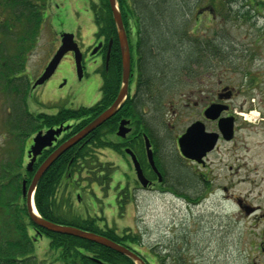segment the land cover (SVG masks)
<instances>
[{
	"label": "rangeland",
	"instance_id": "374dc122",
	"mask_svg": "<svg viewBox=\"0 0 264 264\" xmlns=\"http://www.w3.org/2000/svg\"><path fill=\"white\" fill-rule=\"evenodd\" d=\"M141 1L151 4L150 0ZM92 2L98 0H48L42 32L28 56L26 74L30 85L58 49L62 33H74L81 48L92 44L97 31L89 10ZM170 2L175 9L173 15L179 18L183 2ZM2 11L0 5V15ZM188 16L182 32L190 40L185 35L180 39L182 34L179 38L170 35L162 24L153 28L148 23L151 40L157 42L164 37L171 46L152 49V75L158 76L147 92L148 105L142 112L157 137L158 156L165 163L167 174L179 169L186 173L189 180L182 188L189 190H184V197L179 193L182 196L178 199L155 191L133 192L136 171L127 155L97 150L94 154L99 160L115 166L111 180L100 178L99 173L89 176L85 172L75 176L72 186L70 181H63L57 199L66 209L56 215L66 222L94 219L100 228H113L123 237L133 236L139 243L130 244L150 264H264V18L257 15L252 22L243 23L232 16L207 13L209 21L192 33L194 24ZM198 33L228 45L227 58L222 57L227 60L215 59L212 68L197 66L199 86L183 72L187 65L196 68L190 58H185L194 34ZM128 35L131 44L134 43L136 34L130 31ZM83 71L80 79L72 54H66L53 76L29 92V110L51 113L49 105L57 102L70 108L96 104L101 98V77L96 65L86 63ZM226 86L232 97L221 99L218 95ZM209 90L212 91L208 95ZM207 99L209 103L227 106L223 115L234 117L235 132L230 141L221 139L207 155L205 168H196L178 156L176 137L196 120L203 121L208 131H218L216 122L200 117L201 105H206ZM198 101L199 106H195ZM10 107L5 99H0L1 167L21 154V144L15 143L5 131ZM155 129L159 130L156 134ZM109 138L111 142L115 140ZM31 143L32 138L21 154L25 166ZM239 203L245 205V210L249 207L250 212ZM35 243L38 264H64L57 252L50 251L47 237H39Z\"/></svg>",
	"mask_w": 264,
	"mask_h": 264
},
{
	"label": "trees",
	"instance_id": "16d2710c",
	"mask_svg": "<svg viewBox=\"0 0 264 264\" xmlns=\"http://www.w3.org/2000/svg\"><path fill=\"white\" fill-rule=\"evenodd\" d=\"M0 1L3 3H0L3 7L0 15V99H5L8 105H11L5 131L9 137L15 140V143L21 144L22 154L28 139L38 131L72 120L83 121L78 125H72L69 132L65 134V138H68L110 106L115 100L122 82V57L118 31L109 0L92 2L91 9L94 12L95 23L99 28L98 35L102 34L108 40L111 38L114 40L110 70L102 87L103 97L91 107L63 108L60 112L53 114L31 112L28 106L31 85L26 69L28 56L36 48L42 32L44 10L48 0ZM117 1L127 32L133 33L135 30L136 39L135 44H132V49L134 48L137 55L136 65L139 72V90L134 98L119 109L118 115L126 113L125 116L133 119L137 137L132 143L126 141L117 145L113 141L107 140L106 136L115 132L118 116L105 122L86 138L87 142L80 143L82 144L80 150L76 148L80 144L74 146L43 174L36 189L35 204L40 215L53 223L90 231L132 249L133 246L130 243H139L133 236L123 237L118 235L114 229L100 228L91 219L66 222L57 216L56 213L66 209L59 204L57 199L59 187L69 175L76 173L81 175L84 171L89 176L103 171L107 173L104 179H109L113 166L99 160L94 154L97 150L111 148L125 154L122 148L128 145L138 156L145 157L142 132L152 138L156 151L158 150L157 137L150 130L152 125H149V119L144 116L142 108L148 105V101H145L148 98L147 92L156 84L155 80L158 76L152 75L154 70L152 49L159 48L160 45L169 48L171 45L170 41L164 37L157 42L152 41L148 23L153 28L162 24L168 28L166 32L170 35L175 34L179 38L182 34L180 39L185 35V39L190 40L187 33L182 32L184 24L188 22L186 17L188 14L196 26L191 25L192 33L199 30L198 26L208 20L205 17L207 13L212 12L216 17L232 16L238 22L250 23L257 15L264 18V0H181L183 11L180 10L182 15L179 18L173 15L175 9L171 6L170 0H150L151 4L135 0L140 12L134 0ZM240 4H242L240 9L233 10V7L239 8ZM227 49L228 45L221 43L218 38H206L199 33L194 34L189 54L185 60L190 58L191 64L196 65V68L185 66L183 69L185 77L193 79L194 75L199 72L197 66L212 68L215 59L220 62L227 60L223 59L227 58L225 57ZM150 68L151 70H149ZM158 132L159 130L155 129L154 133ZM49 153L48 151L39 157L34 172ZM21 154L11 163L0 166V264H38L35 256V242L39 240V237L44 236L49 239L50 251L57 252L64 264H100L97 260L107 264H135L131 258L113 249L79 237L49 231L33 223L26 208V199L23 197V183L26 181L29 186L34 172L26 170L25 159ZM172 174L167 176L168 181L184 192L187 188L182 187L186 180H189L187 174L181 172L180 169ZM93 179L96 177L94 176ZM32 231L35 233L31 234ZM37 232L39 235H36ZM147 263L149 264V262Z\"/></svg>",
	"mask_w": 264,
	"mask_h": 264
},
{
	"label": "water",
	"instance_id": "95a60500",
	"mask_svg": "<svg viewBox=\"0 0 264 264\" xmlns=\"http://www.w3.org/2000/svg\"><path fill=\"white\" fill-rule=\"evenodd\" d=\"M114 21L116 23L118 29V38L121 48V56H122V70H123V78H122V87L118 94V97L114 101V103L106 109L102 114L96 117L92 122H90L85 128L79 131L77 134L69 138L67 141L63 142L57 149H55L39 166L36 172L33 175L30 185L27 187L26 182L23 183V197L26 199V208L29 214V217L33 223L37 226L47 229L49 231L62 233L66 235H71L75 237H79L82 239H86L110 249H113L127 257L131 258L136 264H147L138 254L130 250L129 248L116 243L104 236L98 235L93 232H88L76 227L65 226L53 223L47 219L42 218L38 213L35 212L33 206V196L37 185L43 176V174L53 165V163L68 149L78 144L81 140H83L86 136H88L91 132L101 126L106 120L111 118L121 107L127 93L129 86V77H130V67H131V55L128 43L127 33L123 24L122 14L119 10L117 0H109ZM74 34L72 33H63L62 34V43L56 54L53 56L52 60L49 62L48 66L45 68L43 74L35 81L33 87H37L39 85L44 84L57 70L59 64L61 63L63 57L70 51L75 54V62L77 66V73L79 78L83 77V65H82V52L75 41ZM97 49L93 51L96 53ZM231 91L228 88L224 89L220 98H230ZM226 106L223 105H213L209 107L205 115L207 118L211 120H217L221 113L226 110ZM129 124L128 120H123L119 126L118 134L122 137H125L126 134L130 131L127 127ZM219 130L223 134V137L227 140H231L234 135V119L233 118H221L218 123ZM70 127H64L61 125L58 128H50L45 133L40 131L33 138V144L28 151V156L30 158V162L27 165V170L32 172L34 170V164L37 160V157L42 153V151L51 147L53 143L57 140L58 136L61 135L63 131L68 130ZM219 139V134L214 132H207L205 125L202 122H195L191 126H189L186 132L180 137L179 144L181 151L184 156L194 159L197 161H202V158L207 154V152L214 149L217 141ZM145 146L146 153L149 160V163L156 170L153 150L151 148L150 140L147 136H145ZM126 153L129 154L132 158V161L135 165L138 178L143 183L144 186H147V181L143 176L141 166L137 160L136 155L131 149H127ZM247 213L250 212L249 207H246ZM245 209V208H244ZM251 210H253L251 208ZM264 235V231H263Z\"/></svg>",
	"mask_w": 264,
	"mask_h": 264
},
{
	"label": "flooded vegetation",
	"instance_id": "af4514ba",
	"mask_svg": "<svg viewBox=\"0 0 264 264\" xmlns=\"http://www.w3.org/2000/svg\"><path fill=\"white\" fill-rule=\"evenodd\" d=\"M110 41H111V39L108 40V38L105 35H102V36H97L96 35L93 38L91 45H89L86 48L85 47L84 48L80 47V49L82 51V56H83L82 57L83 68H84L86 63H89V64H91L93 66L96 65V70H98V73H99V75L101 77V98L104 95V92L102 91V87L105 84V78L108 75L109 70H110V63H111L112 52H113V48H114V41L112 42V44H110ZM95 48L97 49V52L93 53ZM130 50H131V67H130V78H129V86H128V95H127V98L125 100V103H123V105H125L129 100L134 98L136 96L138 90H139V72H138V68H137V65H136L137 64V55L135 53L134 48L132 50L131 44H130ZM70 53L72 54L73 59L75 60L74 53L73 52H70ZM199 78H200V75L197 72L194 75V78L193 79L190 78V79L193 80V82L196 83L197 86H199V84L201 83L199 81ZM196 79H197V82H195ZM119 90L117 92V95L119 93ZM211 91L212 90L208 91V95L211 94ZM199 92L202 93V91H199ZM209 101H210V99H207L208 103L206 105H204V104L201 105L202 109H201L200 117L203 116L205 118L204 114H205V111L207 110V108H209L212 105H215V102H210L209 103ZM199 104L200 103L198 101V103H195V106H199ZM63 108L64 109H73L72 107L70 108L68 106H65L62 102H60V103L57 102V103L54 104V110L53 111H54V113H58ZM125 114H119L118 115V112H117L112 118H110L108 120V121H110L113 118H115V116H118V119H117V122H116V130H115V132L113 134H109V135L106 136L107 140H109V141H111V139L109 137H113V139H115L113 142L116 143L117 145L118 144H122V143H124L126 141L128 143H132L134 141V139H136V137H137L135 122L133 121L132 118L125 116ZM122 120H128L129 121V124H127V127L130 129V132L125 137H122V136H120L118 134L119 126H120ZM80 122H83V121H80ZM80 122L72 120V121L66 122V124L67 125L68 124L78 125ZM143 134L144 133L142 132L141 133L142 137H143ZM64 138H65L64 136L60 137L58 139V141L55 142V144H54L55 147L49 148V150L44 151L43 154L41 155V157L44 154H46L48 151H50V150L53 151L56 148V146H58L63 141ZM86 138H84L81 142H87ZM177 138H179V137H177ZM150 139H151V144H152L151 147H152V150H153V153H154L155 165H156V167L158 169V172L161 174V176H159V174L151 167V165L149 164V161L147 159L146 152H145V157L141 158L140 156H138L137 158H138V161L140 163V166H141L143 175L145 177V180L148 182V185H147V187H143L141 185V183L139 182V180L137 178V175H136L135 178H134V189H133V191L134 192H135V190L155 191V192H161L162 194L170 193V194L174 195V197H176V198H179L182 195L184 197V195L186 193L183 192V191H179L178 189H176L175 185L172 182L168 181V179H167L168 174L166 172L165 165H164V163H162V161L160 160V158L158 156V152L156 151V146H155L152 138H150ZM81 147H82V144L78 145V147H76V148H77V150H80ZM128 148H131V147L127 145V146L123 147L122 150L125 151ZM109 150L112 151V152H117L116 150L111 149V148H109ZM67 152H65V153H67ZM190 162L193 163L196 168H205L207 166L206 158H205V162L203 164L196 163L194 161H190ZM114 168L115 167L113 166V170H114ZM112 172H110V174H109L110 175L109 176L110 180H111V173ZM105 174L106 173H104L103 171H101L99 173V175H101V176L105 175ZM77 175H78L77 173L69 175L63 181L67 182V183H69V181H70L71 184L69 183V186H72V181L75 179V176H77ZM73 186H75V183H73ZM179 193H181L182 195L179 196ZM185 200L188 201V198L185 197Z\"/></svg>",
	"mask_w": 264,
	"mask_h": 264
},
{
	"label": "bare ground",
	"instance_id": "6f19581e",
	"mask_svg": "<svg viewBox=\"0 0 264 264\" xmlns=\"http://www.w3.org/2000/svg\"><path fill=\"white\" fill-rule=\"evenodd\" d=\"M34 210H35V212L37 211V210H36V207H35V209H34Z\"/></svg>",
	"mask_w": 264,
	"mask_h": 264
}]
</instances>
